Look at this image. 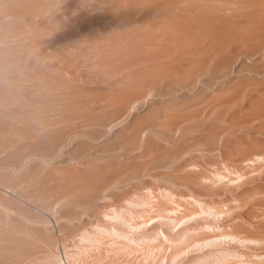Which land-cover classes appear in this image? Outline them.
<instances>
[{"label": "bare ground", "instance_id": "obj_1", "mask_svg": "<svg viewBox=\"0 0 264 264\" xmlns=\"http://www.w3.org/2000/svg\"><path fill=\"white\" fill-rule=\"evenodd\" d=\"M0 264H264V0H0Z\"/></svg>", "mask_w": 264, "mask_h": 264}]
</instances>
